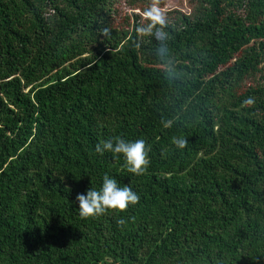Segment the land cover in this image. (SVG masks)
Returning <instances> with one entry per match:
<instances>
[{
  "label": "trees",
  "instance_id": "1",
  "mask_svg": "<svg viewBox=\"0 0 264 264\" xmlns=\"http://www.w3.org/2000/svg\"><path fill=\"white\" fill-rule=\"evenodd\" d=\"M169 1L0 0V264H264V0ZM105 175L139 203L81 218Z\"/></svg>",
  "mask_w": 264,
  "mask_h": 264
},
{
  "label": "clouds",
  "instance_id": "2",
  "mask_svg": "<svg viewBox=\"0 0 264 264\" xmlns=\"http://www.w3.org/2000/svg\"><path fill=\"white\" fill-rule=\"evenodd\" d=\"M158 2L159 0H153L152 5L144 12L148 23L146 26L137 28L139 34L151 35L152 30L157 26L163 27L166 24L164 14L157 6ZM101 31L107 33L108 29L104 28ZM253 103L251 98L244 101L245 105ZM162 123L166 128L171 126L169 122ZM172 143L182 150L186 147L187 140L182 137H173ZM96 151L101 155L110 152L116 157L122 154L127 170L137 176L145 174L150 164L146 142L143 139L127 141L122 137L109 138L97 144ZM76 199L79 202V215L85 219L103 215L109 210L125 212L129 205L139 203V196L130 187H119L117 180L108 175L103 177V184L99 190L91 187L86 195L78 194ZM125 223L123 219L118 221L119 225Z\"/></svg>",
  "mask_w": 264,
  "mask_h": 264
},
{
  "label": "rangeland",
  "instance_id": "3",
  "mask_svg": "<svg viewBox=\"0 0 264 264\" xmlns=\"http://www.w3.org/2000/svg\"><path fill=\"white\" fill-rule=\"evenodd\" d=\"M174 2V1H173ZM173 2H168V6H165V7H159L161 9L162 12H165L167 10H170V9H173V8H179L180 6L178 5H175ZM183 10L185 11H189V8L188 6L186 5V3L184 4V7L182 8ZM129 13H132L131 11L135 12V13H141L143 16H144V13H142L140 10H132V9H128ZM145 17V16H144ZM135 22V19H133V23Z\"/></svg>",
  "mask_w": 264,
  "mask_h": 264
}]
</instances>
